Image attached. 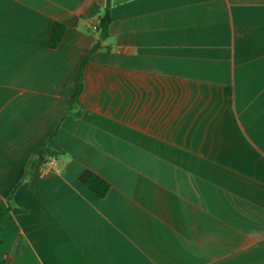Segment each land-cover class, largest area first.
<instances>
[{
  "label": "crops",
  "instance_id": "1",
  "mask_svg": "<svg viewBox=\"0 0 264 264\" xmlns=\"http://www.w3.org/2000/svg\"><path fill=\"white\" fill-rule=\"evenodd\" d=\"M56 129L64 154L16 188ZM13 191L0 264H264V0H0Z\"/></svg>",
  "mask_w": 264,
  "mask_h": 264
},
{
  "label": "trees",
  "instance_id": "2",
  "mask_svg": "<svg viewBox=\"0 0 264 264\" xmlns=\"http://www.w3.org/2000/svg\"><path fill=\"white\" fill-rule=\"evenodd\" d=\"M110 24H111L110 6L107 4L105 8L104 16L102 17L98 27V30L100 32V40L97 43H95V45L91 50V53L85 59L81 67L76 94L73 97L70 106L67 108L64 117L72 114L74 111H76V113L74 114L76 117L80 116V112L79 111L77 112L78 110L77 103L84 89V84H83L84 70L86 64L89 62L90 57L101 48L102 41L108 38ZM65 30H66V26L64 24L59 22H56L54 24L52 35L49 42L50 48H57L59 46L63 38V35L65 33ZM56 132L57 129L53 132L49 140L32 155L25 170L22 172L19 178L16 188L26 183L33 176L34 168L37 162L47 161L49 159H57L64 154L63 151L58 149V147L54 144L53 138ZM45 152H48L47 156H45ZM80 182L83 186L87 187L99 198H104L108 194L111 188L109 182H107L105 179L101 178L92 171L84 172L80 176ZM13 196H14V191L9 195L6 202L0 205V246L3 244V240L1 239L2 230L11 219V211L13 208Z\"/></svg>",
  "mask_w": 264,
  "mask_h": 264
},
{
  "label": "water",
  "instance_id": "3",
  "mask_svg": "<svg viewBox=\"0 0 264 264\" xmlns=\"http://www.w3.org/2000/svg\"><path fill=\"white\" fill-rule=\"evenodd\" d=\"M48 155V152H45V156H47Z\"/></svg>",
  "mask_w": 264,
  "mask_h": 264
}]
</instances>
